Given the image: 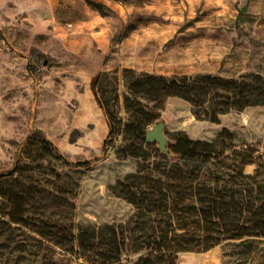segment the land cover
Wrapping results in <instances>:
<instances>
[{
	"label": "rangeland",
	"instance_id": "rangeland-1",
	"mask_svg": "<svg viewBox=\"0 0 264 264\" xmlns=\"http://www.w3.org/2000/svg\"><path fill=\"white\" fill-rule=\"evenodd\" d=\"M125 70L133 77L264 76V0H0V173L27 165L41 185L72 190L64 195L73 204L75 238L82 226L124 224L134 213L112 186L141 160L121 154L159 120L166 121L169 141L177 132L211 141L226 129L237 145L263 146L264 105L232 110L219 122L199 119L180 96L159 104L136 87L132 92ZM99 73L103 107L91 87ZM126 96L133 100L129 106ZM137 103L149 111L142 120ZM36 131L67 161L89 163L73 168L49 157L26 159ZM142 145L146 163H153L157 142ZM254 169L245 166L246 173ZM57 209L67 210V204ZM34 225L0 214V264H87L77 239L73 250L41 242ZM246 239L179 252L176 264H264V238H248L251 245ZM141 254L129 250L122 263L132 264Z\"/></svg>",
	"mask_w": 264,
	"mask_h": 264
},
{
	"label": "trees",
	"instance_id": "trees-1",
	"mask_svg": "<svg viewBox=\"0 0 264 264\" xmlns=\"http://www.w3.org/2000/svg\"><path fill=\"white\" fill-rule=\"evenodd\" d=\"M132 74L124 71L126 86L132 92L136 87L159 104L171 95L180 96L190 102L197 118L211 122H219L222 114L232 110L264 105V76L256 73L239 78L213 73ZM102 76L97 74L91 83L101 107L104 103L97 88ZM132 101L125 97L126 105ZM137 104L134 111L143 115L142 120L149 111ZM35 133L25 147L26 159L49 157L73 168L89 163L67 161L49 140ZM139 137L141 142L137 141L132 151L126 149L121 154L140 157L137 170L112 186L116 196L135 207L126 223L82 226L75 238L73 204L64 195L72 190L41 185L27 165L0 173V214L10 222L34 221L41 242L46 239L72 249L77 239L78 254L87 264H127L122 263V255L129 250L143 251L132 264H176L182 251H207L227 239L247 238L251 245L253 241L248 238H264V141L262 148L237 145L226 129L211 141L194 140L177 132L168 142L171 154L157 150L153 163H146L149 153L142 145L146 134ZM248 164H255L252 173L245 172ZM59 204H67V210L58 211ZM66 220L70 224L64 223ZM62 228L65 235L58 236Z\"/></svg>",
	"mask_w": 264,
	"mask_h": 264
},
{
	"label": "water",
	"instance_id": "water-1",
	"mask_svg": "<svg viewBox=\"0 0 264 264\" xmlns=\"http://www.w3.org/2000/svg\"><path fill=\"white\" fill-rule=\"evenodd\" d=\"M166 121L159 120L150 128H148L146 133L147 142H157V146L162 153L171 154L168 142L169 139L165 133Z\"/></svg>",
	"mask_w": 264,
	"mask_h": 264
},
{
	"label": "crops",
	"instance_id": "crops-1",
	"mask_svg": "<svg viewBox=\"0 0 264 264\" xmlns=\"http://www.w3.org/2000/svg\"><path fill=\"white\" fill-rule=\"evenodd\" d=\"M107 133H108V130H107Z\"/></svg>",
	"mask_w": 264,
	"mask_h": 264
}]
</instances>
